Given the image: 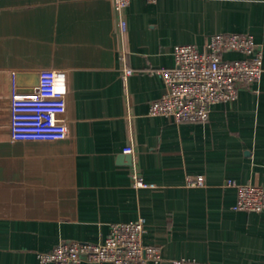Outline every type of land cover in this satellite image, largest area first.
Returning a JSON list of instances; mask_svg holds the SVG:
<instances>
[{
    "label": "crops",
    "instance_id": "obj_1",
    "mask_svg": "<svg viewBox=\"0 0 264 264\" xmlns=\"http://www.w3.org/2000/svg\"><path fill=\"white\" fill-rule=\"evenodd\" d=\"M123 17L125 32L111 0H0V264H40L59 243H102L109 225L139 217L161 264H264V213L234 211L225 186L264 185V0H131ZM216 33L261 47L259 83L212 105L206 123L149 116L164 92L152 71ZM41 70L66 73L67 137L15 142L12 81L28 95ZM196 176L204 186L187 187Z\"/></svg>",
    "mask_w": 264,
    "mask_h": 264
},
{
    "label": "built area",
    "instance_id": "obj_2",
    "mask_svg": "<svg viewBox=\"0 0 264 264\" xmlns=\"http://www.w3.org/2000/svg\"><path fill=\"white\" fill-rule=\"evenodd\" d=\"M131 0H111L112 10L118 16L116 26L125 32L123 17ZM154 3L157 0H146ZM242 56L236 60L224 59V54ZM174 66L152 71L161 79L164 92L151 102L148 115L166 117L175 123H206L210 107L236 100L238 91L257 85L263 73L261 47L247 34L216 33L205 42L202 50L195 45H177L173 48ZM132 75L125 69L123 81ZM66 73L41 70L32 93L20 95L12 81L9 100V132L15 142H55L67 137ZM132 147L123 150L132 154ZM135 189L147 185L137 174L131 175ZM186 186H204L201 176L187 177ZM226 187L236 190L234 211L264 213V185L227 181ZM145 219L109 225L102 243L65 241L53 249L37 254L40 264H161L164 259L158 247L145 245ZM170 264H204L195 260L174 259Z\"/></svg>",
    "mask_w": 264,
    "mask_h": 264
}]
</instances>
